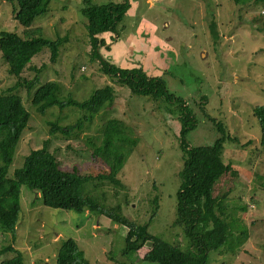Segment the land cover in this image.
<instances>
[{"label":"rangeland","instance_id":"obj_1","mask_svg":"<svg viewBox=\"0 0 264 264\" xmlns=\"http://www.w3.org/2000/svg\"><path fill=\"white\" fill-rule=\"evenodd\" d=\"M83 1L51 0L46 13L23 27L14 17L16 1L0 0V30L22 37L67 38L55 62L50 61L46 47L35 54L21 72L16 88L17 78L0 57V94L12 90L30 114L7 176L13 178L25 154L41 146L45 138L60 168L88 173L106 169V162L90 153V147L100 143L104 122L118 119L135 139L116 174L119 183L89 179L82 182L81 194L105 209L118 205L126 218L147 223L149 234L187 248L181 228L172 225L182 161L177 109L160 97L131 94L128 87L101 70L97 58L89 55V36L80 12ZM128 2L115 34L99 35L103 41L97 54L116 67L130 71L141 68L148 75L159 76L164 90L184 101L195 116L196 125L186 135L190 145L210 143L220 134L199 110L201 97L207 98V115L226 130L223 157L237 169L234 176L214 188L218 195L229 192L224 203L231 231L222 247L209 252L207 264H264V146L259 143L260 125L252 113L254 107L264 106V1ZM212 20L216 40L210 29ZM36 73L37 86L27 92L20 84L32 80ZM49 81L61 85L62 99L81 102L105 85L112 87L114 98L89 121L82 120L74 132H51V123L75 124L85 113L76 107H51L44 115L38 114L31 105L32 94ZM123 147L128 149L129 144ZM126 232V226L102 214L46 206L38 191L20 186L16 234L13 239L11 233L0 229V248L12 244L20 251L23 264H55L60 241L70 237L89 264H121ZM149 247L147 241L131 252L128 262L157 264L143 258ZM14 256V252L4 253L0 261Z\"/></svg>","mask_w":264,"mask_h":264},{"label":"trees","instance_id":"obj_2","mask_svg":"<svg viewBox=\"0 0 264 264\" xmlns=\"http://www.w3.org/2000/svg\"><path fill=\"white\" fill-rule=\"evenodd\" d=\"M11 1H16L14 17L18 24L29 27L37 16L48 11L51 0ZM246 1L248 0H234L235 3ZM128 8V0L101 4L90 0L83 1L80 12L85 18L84 27L89 36V55L97 58L101 70L113 76L118 83L128 87L131 94L160 97L177 109L178 145L182 161L177 172L179 181L175 194L172 225L181 228L184 238L188 241L187 248L181 249L177 244L168 243L149 234L147 223L140 224L126 218L120 213L118 205L105 209L90 196L81 194L82 182L89 179L108 180L112 184L119 183L116 174L125 161L130 145L135 143V139L127 133L130 129L125 123L118 119L106 120L100 143L90 147V153L100 155L99 157L106 162V169L88 173L78 171L76 168L71 170L60 168L58 160L47 145L48 139L45 138L41 146L25 154L22 164L14 169L13 178H9L7 171L13 159L17 140L30 119V114L23 107L20 97L12 90L0 94V229L5 233H11L14 239L19 213V187L25 186L32 191H38L43 204L51 208L77 212L85 209L97 215L102 214L116 224L126 226L127 232L123 237V246L120 250L121 264H134L128 262L127 257L147 241L150 242V247L143 258L150 262L207 264L209 252L222 247L227 242L231 231L226 220L224 203L229 192L221 195L214 192L216 184H220V181L227 180V177L234 176L237 172L234 165L223 157L226 130L220 121H215L207 115L205 111L207 98L201 97L200 112L213 122L220 134L210 143L190 145L186 135L196 125L195 116L184 101L174 98L164 90L159 76L148 75L141 68H133L131 71L122 69L99 57L97 47L103 41L99 35L104 32L115 34V29L126 15ZM210 29L216 40L218 34L213 20L210 22ZM66 40L65 35L57 36L55 39L42 35L22 37L16 32L0 30V57L7 63L9 73L17 78L14 88L19 87L20 74L26 66H29L35 54L46 47L50 52V61L55 62L59 47ZM38 77L36 73L32 80H22L20 86L29 92L37 86ZM60 91L61 85L58 82L49 81L39 85L32 94L31 105L40 115H44L51 107L58 109L76 107L85 114L75 124L58 126L57 122L51 123V132L56 129L66 134L74 132V128H79L82 120L89 121L101 107L112 102L114 98V91L108 85L95 89L87 99L81 102L71 97L62 99ZM252 113L260 125L259 143L264 146V106L254 107ZM126 143L129 144L128 149L123 147ZM7 252H14L15 256L0 261V264H23L20 251L12 244L0 248V255ZM55 264H89V262L84 258L83 250L75 239L69 237L60 241Z\"/></svg>","mask_w":264,"mask_h":264},{"label":"crops","instance_id":"obj_3","mask_svg":"<svg viewBox=\"0 0 264 264\" xmlns=\"http://www.w3.org/2000/svg\"><path fill=\"white\" fill-rule=\"evenodd\" d=\"M57 254V253H56ZM30 257V256H29Z\"/></svg>","mask_w":264,"mask_h":264}]
</instances>
